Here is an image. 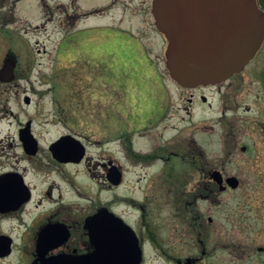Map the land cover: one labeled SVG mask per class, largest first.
Returning <instances> with one entry per match:
<instances>
[{
	"label": "flooded vegetation",
	"instance_id": "obj_1",
	"mask_svg": "<svg viewBox=\"0 0 264 264\" xmlns=\"http://www.w3.org/2000/svg\"><path fill=\"white\" fill-rule=\"evenodd\" d=\"M25 1L0 0V70L8 58L16 63L13 80L6 81L0 75V93L19 94L24 79L31 74L32 68L23 65L24 39L18 26L15 27L17 8L21 9ZM88 1L67 0L66 18L59 25L78 30L77 25L89 16H104L118 8L125 14L139 16L141 28L155 26L153 0H107V4L96 0L95 5ZM263 52L264 41L241 71L222 82L178 86L179 102L172 119L167 116V104H162L166 100L165 91L156 92L149 105L137 110L147 114L145 123L127 134L98 135L100 130H91L84 118L73 125L68 117L61 115L65 110L60 109L55 98L54 124L65 125L66 130L46 148L42 147L32 119L21 124L17 138L25 158L42 175L56 174L58 184L65 183L79 191L62 175L71 169L80 177L81 169H85L87 176L107 188L128 186L146 192L145 198L117 194L83 216L66 213L62 200H58L61 207L51 212V208L40 209L43 201H47L45 197L34 204L26 169L1 171L0 176H10L9 182L0 183V218L8 224L20 214L19 224L29 227L22 213L28 212L29 218L39 216L28 230L22 228V237H17L20 228L0 230V264H53L52 257L58 255H90L99 242L117 246V254L105 257V261L112 259L114 264H264ZM117 115L113 113L111 127H105L104 131L118 129ZM28 123L36 140L26 143L22 130ZM143 129L150 134L140 132ZM64 135L70 139L54 150L52 146ZM147 136L154 137L157 143L150 150L137 149V138ZM110 142L116 149L109 150ZM81 144L84 155L78 159ZM94 146L100 148L101 154H91ZM8 189H12L10 196L5 193ZM24 190H28L29 198L21 201ZM153 196L160 199V205L155 208ZM31 203L33 209L29 211ZM103 207L124 224L120 220L105 226L90 224L89 219ZM155 211H160L159 216ZM58 223L65 226H60L59 231L44 232ZM99 227L106 231L95 230ZM43 233L49 239L42 242ZM41 245L46 248L43 254L39 252L43 250ZM16 251L23 253L20 262L9 260Z\"/></svg>",
	"mask_w": 264,
	"mask_h": 264
},
{
	"label": "rangeland",
	"instance_id": "obj_2",
	"mask_svg": "<svg viewBox=\"0 0 264 264\" xmlns=\"http://www.w3.org/2000/svg\"><path fill=\"white\" fill-rule=\"evenodd\" d=\"M45 1L27 0L21 9L19 6L17 8L15 27L18 26L17 30L24 39L26 55L23 65L32 69L30 77L24 79V87L19 94L0 93V172L9 168L26 169V179L33 188L34 204L45 197L47 201H43L40 209L51 208V212L53 208L61 207L58 200L65 202L62 205L66 213L83 216L93 212L99 204L113 200L117 194L121 197L145 198L144 190H132L128 186L107 188L87 176L85 169H81L80 177L71 169H66L62 175L66 182L80 188L79 191L72 190L65 183L60 185L57 181L59 177L53 172L42 175L32 167L23 154L17 135L19 126L32 119L42 147L46 148L66 130L65 125L54 124L56 102L60 104V109L65 110L61 115L68 117L73 125L84 118L91 130H100L97 131L101 136L107 133L127 134L133 127L143 125L147 114L137 110L149 105L156 92L165 91L166 100L162 104H167V116L172 119L179 102L178 84L173 82L167 71V40L155 26L141 28L139 16L125 14L118 8L104 16H89L77 25L80 27L78 30L72 29L74 26L63 27L59 21L66 18L64 11L67 10V0ZM107 2L101 1L103 4ZM88 3L95 5L97 1L89 0ZM56 4L63 6L54 7ZM129 37L141 39L148 48L150 63H141L135 56L134 49L127 41ZM37 41H40V46H37ZM20 50L23 51L22 48ZM27 94L32 98L31 103L24 101ZM114 112L118 114V129L115 132L104 131L105 127H111ZM140 132L147 133L148 130ZM156 141L154 137L147 136L137 138L135 143L137 149L150 150ZM108 148L112 151L116 145L110 142ZM101 152L99 147L91 148L93 155ZM43 155L44 152L41 153ZM128 178L131 179L132 175L129 174ZM155 198L152 197L153 207L160 205V199ZM120 208L127 210L124 206ZM31 209L33 203L28 207L29 211ZM127 211L132 213L130 209ZM155 212L156 215L160 214V211ZM28 214L22 213V218L29 227L19 224V214L16 216L18 220L9 221L8 224L0 218V230L14 231L20 228L17 237H22V228L28 230L39 216L35 214L29 218ZM12 256L10 261L20 262L23 253L16 251Z\"/></svg>",
	"mask_w": 264,
	"mask_h": 264
},
{
	"label": "water",
	"instance_id": "obj_3",
	"mask_svg": "<svg viewBox=\"0 0 264 264\" xmlns=\"http://www.w3.org/2000/svg\"><path fill=\"white\" fill-rule=\"evenodd\" d=\"M153 13L157 28L168 39L166 64L170 76L185 87L226 80L245 67L264 41V10L257 0H153ZM15 64L12 59H6L0 70L2 79H14ZM25 101L29 103L30 96H26ZM22 139L26 143L36 140L30 131V123L22 130ZM69 139V135L61 137L52 148L55 150L56 146L57 150ZM81 146L77 152L78 159L84 155V146ZM9 176H0V183L8 181ZM18 182L22 185L20 178ZM24 192L21 201L29 198L28 190ZM5 193L10 196L12 189ZM117 220L120 219L103 207L89 219V223L105 226ZM120 222L124 224L122 220ZM60 226L65 225L54 224L44 232L59 231ZM95 230L106 231V228ZM92 238L96 237L93 235ZM48 239L43 233L40 241ZM99 239L102 241L104 237L100 236ZM110 240L114 241L115 237H110ZM41 248L43 250L39 252L43 254L46 248L43 245ZM116 248V245L99 242L90 255H58L52 257L51 261L53 264H114V260L105 261V257L117 254Z\"/></svg>",
	"mask_w": 264,
	"mask_h": 264
},
{
	"label": "crops",
	"instance_id": "obj_4",
	"mask_svg": "<svg viewBox=\"0 0 264 264\" xmlns=\"http://www.w3.org/2000/svg\"><path fill=\"white\" fill-rule=\"evenodd\" d=\"M129 44L134 49L135 56L138 57L141 63H150L151 59L148 56L147 47L142 43L140 38L129 37Z\"/></svg>",
	"mask_w": 264,
	"mask_h": 264
},
{
	"label": "trees",
	"instance_id": "obj_5",
	"mask_svg": "<svg viewBox=\"0 0 264 264\" xmlns=\"http://www.w3.org/2000/svg\"><path fill=\"white\" fill-rule=\"evenodd\" d=\"M259 5L264 8V0H258Z\"/></svg>",
	"mask_w": 264,
	"mask_h": 264
}]
</instances>
